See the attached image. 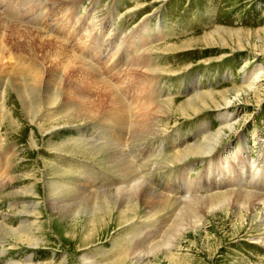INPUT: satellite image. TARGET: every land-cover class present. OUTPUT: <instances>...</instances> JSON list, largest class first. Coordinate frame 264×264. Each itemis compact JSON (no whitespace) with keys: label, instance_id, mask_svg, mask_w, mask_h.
<instances>
[{"label":"rangeland","instance_id":"obj_1","mask_svg":"<svg viewBox=\"0 0 264 264\" xmlns=\"http://www.w3.org/2000/svg\"><path fill=\"white\" fill-rule=\"evenodd\" d=\"M27 1L29 4L34 3L38 8L29 7L32 9H28L25 11L26 13L16 12L13 9L21 8ZM34 1L36 0L23 2L11 0L10 3L0 1V4L5 3L4 8L5 6L10 8L9 10L7 8L3 17L5 19L9 17L7 22L17 20L23 25L39 29L45 33L58 31L68 33L70 26H74L81 33L83 32L84 36L88 35L85 39L86 43L78 44L79 53H81L80 50L87 52L80 56L82 57L81 60L86 59L83 61L84 63L89 62L95 66L101 48L105 54L123 41L129 50L128 53L121 51L119 56L117 55L115 58L121 64L119 70H116L119 75L116 76L124 77L117 83L119 86L116 91L125 92L126 98H123L129 105V113L131 114L128 113L130 116L127 126L115 122L105 121V123L104 120L100 119L88 120L83 122L84 124L80 123V125L78 122L71 125H53L55 119H58L60 123L64 122L60 115L62 109H58V107H62V104L58 102L52 107L45 106L46 108L37 114L36 120L31 121V118L21 107V102L15 96V91L9 82L4 83L6 104L5 107L2 106L0 111V119L2 118L0 120V134L3 139L0 145V184L1 181L4 183V186L0 185V218L1 221L3 220L2 222H7L12 228H16L15 226H20L22 221L28 217V226L31 225L30 233L34 235L31 241H34L31 242L26 239L28 235L20 231L17 235L12 233L0 234V264H85L83 256H87L91 262L93 261L91 264H264V244L257 240V236L262 234V226L259 225L256 218L252 219L247 215L242 216L239 212L235 213L230 209L218 210L216 213L208 214L201 226L196 228L197 230L187 228L171 248L158 249L144 258L137 259L130 252L128 254L126 250V244L129 240L130 242L136 241L137 236H134L135 233L130 234L131 231L140 232L139 229L145 226L139 236L146 233H157V237L158 235L159 237L156 239L159 240L173 224L174 215L169 219L167 216L170 213L167 215L164 213L163 219L158 218V216L154 220L134 222L137 223L135 225H124L128 215L116 211L109 212L104 209L99 211L96 208L97 197H90L91 200L88 201L85 200L87 196L80 195L81 197H79L78 195L76 198L73 193L70 192L71 194H69V188L53 190L47 185L50 180L57 181L58 179V182L62 181V183H66L68 180L73 190L77 187L81 188V186L83 189H90L88 192L101 191L96 193L114 189L113 187L116 185L125 184V178L122 174L120 175L122 172L117 167L107 165L106 152L127 153L123 155L131 154L129 155L131 158L129 156L127 158L132 165L137 166H134L138 170V172L136 171L137 175L140 176L141 174L140 177L144 178L143 180L151 185L154 191L162 193L161 195L170 200H178L181 196H186L183 192L184 189L194 188V186L189 187L186 184L189 179H194V181L197 179L196 183L211 181L213 184L217 169L220 167L219 164L231 147L238 148L240 145H244L248 152L244 156L258 157L263 155L261 157L264 158V0H71V2L66 0V5H63V0H41L42 2L37 0L39 3ZM40 9L44 16L40 15ZM14 14L16 17L13 16ZM11 15L13 18H10ZM20 19H24V21ZM66 19L71 20L72 23L65 25ZM110 29H112V35L108 36L107 33ZM214 30L216 32L221 30L222 33L216 34L213 44L205 46L204 41L201 40L202 36ZM101 32L102 39L94 46L91 42L92 36L94 33L97 35ZM163 36L164 39H162ZM191 39H198L196 43L201 44L190 47L184 44V47H178L174 51H165L163 48L166 45H178ZM135 41L136 44L133 45ZM147 49L148 51H146ZM123 63L125 64L123 65ZM149 65H152V68ZM259 68L263 76L261 77L262 81L257 85L256 92H244L241 98L236 100L233 109H225L227 112L231 110L230 112L238 114L240 120L234 131L223 139L224 141L216 147L215 151L208 154L210 157L208 155L193 156L176 164H170L182 149H185L190 143L199 142L203 138L204 132L202 131L205 128L199 129V124L203 120L215 121V118L225 111L224 109H209L190 118L172 113L171 117H162V120L168 124L163 134L147 137L146 140L134 135L137 114L135 109L147 106V102L150 105L148 107H152L154 103L156 106L162 102H175L174 107L176 109L191 93L236 88L242 82L253 79L250 75L253 71H258ZM135 73L140 74L138 78L140 81L145 79V84L149 83L147 89L150 86L155 88L145 89L147 92L143 90L147 97L141 89L136 90V88L139 89L140 81L135 77ZM147 79L153 80V85ZM124 88L125 90H123ZM149 91L154 92V94ZM120 92L119 94H121ZM25 93H27L26 88ZM149 94L152 96L150 97ZM138 96L143 97L142 99L146 97L144 101H147H141L142 99ZM28 102H32L29 96ZM133 104L134 107H130ZM133 115L134 117H132ZM31 116L32 114H30ZM215 124V122L212 123V126ZM43 125L50 127L46 129ZM77 127L79 128L76 129ZM117 130L119 131L117 132ZM91 132H93L92 135ZM78 134L83 136L86 142ZM114 137L115 139H113ZM87 144L90 148L95 146L94 148L98 152L95 149H93L94 151L92 149V151H87L89 152L87 154L82 152L80 146L81 149L89 148ZM141 145H144V149ZM210 164H212L213 170L207 172ZM50 166L56 167L59 172H62L58 175L49 174ZM190 166H193L194 170L187 175V168ZM235 166L236 164L233 165V168ZM53 177L57 179H53ZM63 178L64 180H62ZM75 180L80 182L76 183ZM86 180H88V186L82 183H86ZM116 180L117 182H115ZM28 184L35 188L33 195L17 198L6 196L10 189L13 191ZM204 185H196L195 189L189 192L191 196L187 195L186 198H192L193 194L196 196L204 195L208 191ZM228 188L239 190L240 186L225 187L226 190ZM217 191L220 190L208 191V193L211 195ZM66 193L70 196H67ZM82 197L85 199L83 200ZM70 198L72 199L70 200ZM55 200L62 204L57 206ZM11 201L12 203L16 201L19 204L33 202L34 213L31 211L32 214H27L26 217L21 215L20 208L19 210L12 209L16 204H11ZM81 202L82 208L85 206L84 211L80 209ZM91 202L93 206L86 207ZM76 205H79V208ZM91 213L93 214L90 215ZM166 219H169V222L164 225ZM35 238L38 239L37 242ZM156 239L148 245V250L153 247ZM32 243L39 244L38 246L30 245Z\"/></svg>","mask_w":264,"mask_h":264},{"label":"bare ground","instance_id":"obj_2","mask_svg":"<svg viewBox=\"0 0 264 264\" xmlns=\"http://www.w3.org/2000/svg\"><path fill=\"white\" fill-rule=\"evenodd\" d=\"M0 1H5L6 3L11 2V0H0ZM19 1L23 2L26 0H19ZM63 1H64L63 5H66L65 4L66 0H63ZM34 2L37 3L38 1L36 0ZM40 2H42V1L40 0ZM70 2H71V0H70ZM50 3H51V1H50ZM69 4H71V3H69ZM96 4H97V2H96ZM0 5L3 6V5H5V3L2 2V4H0ZM2 6L0 8V111L2 109V106L5 107V104H6L5 103V96H4L5 95L4 89L5 88H3V85L5 82L6 83L9 82V84L11 85V88L15 91L16 95L15 94L14 95L17 96L18 99L20 100L21 105H22L21 107L24 109L27 116L29 118H31V121L36 120L35 118H36L37 114H39L43 108H46L45 106L52 107V106L56 105L58 102H61L62 107L61 108L58 107V109H62L61 112L60 111L59 112H60V115L62 116V119L64 120V122L60 123V121L58 119L57 120L55 119L53 125H64V124L71 125V124H74L75 122H78L80 125V123L86 122L88 120H94V119L104 120V122L105 121L115 122V123L122 124L123 126L128 125V117L130 116V115L128 116V113L130 112L129 111L130 108H129V105L126 104L127 102H125L124 98H123L126 96V94L124 91L123 92L119 91L121 94H119V92L116 91L117 90L116 88H118V86H119V84H117V83H119L124 77H120V76L117 77L116 76V75H119L118 71L116 72V70H119V65H121V64H119L120 63L119 60L117 59V61H116L115 58L121 51H124V53L125 52L128 53V50H129V48L123 44V41L116 48L112 49L111 51L106 52L105 54H103V51L101 48L99 53L97 52L99 57L95 61V66H92L91 63H89V62L88 63L83 62L86 59L81 60L82 57H80V56L86 54L87 52H83L82 50H80L81 53H79V47H78L79 43L80 44H82L83 42L86 43L85 39L88 35L84 36L83 32L81 33V31H79V29H76L74 26H70L68 33H61L59 31L55 32V33L54 32L45 33L39 29H34V28L29 27V26L23 25L22 23H20L17 20L16 21L14 20L13 22H11V21L7 22L8 21L7 19H9V17L7 19H5L3 17V14H5V12L7 11V8H8V10L10 8L9 7L6 8V6H5V8H6V10H5L4 6H3V8H2ZM33 6L38 8V6L35 5L34 3L29 4V2L27 1L23 4V6L21 8H13V9L16 12H25V11H28V9H32ZM29 7H32V8H29ZM36 8H34V9H36ZM38 11H37V13H38ZM10 13H11V11H10ZM39 13L41 16H44L43 11L41 9H40ZM94 14H95V12H94ZM107 14H105V15H107ZM13 16H15V14ZM41 16H39V18ZM11 17H12V15L10 16V18ZM24 17H26V16H24ZM32 19H33V17H32ZM22 20L24 21V19H22ZM66 20H67V22H65V25H69L71 20H68V19H66ZM74 23H75V21H74ZM28 24H30V23H28ZM36 27H37V25H36ZM224 32H226V31H224ZM111 33H112V29H110L108 31L107 35L110 36V35H112ZM219 33H222V31L219 30L218 32H216L214 30V31L205 33V35L202 36V38H201V40L204 41L203 44H205V46H207L209 44H213L215 42V39H216V34H219ZM101 35H102V32L100 34H97V35H95V33H94V35L92 36L93 37L92 41L89 38L91 35L88 37V39L91 42H93V45L95 46L96 44H98L99 40L102 39ZM146 38H148V37H146ZM162 39H164V36ZM197 40L198 39H191L190 41L187 40V41H184L178 45H174V44L166 45L163 48L165 51H174L178 47H184V44H186L189 47L190 46H197V45L201 44V43L197 44L196 43ZM104 41H105V38H104ZM134 44H136V41L133 43V45ZM130 46H132V45H130ZM141 46H143V45H141ZM146 51H148V49ZM144 52H145V50H144ZM127 59H124V60L126 61ZM124 64L125 63H123V65ZM129 66H131V65H129ZM125 67H127V66H125ZM131 67H133V66H131ZM145 69H146V67H145ZM154 72H155V70H154ZM139 75H138V73H135V77L137 79L139 78ZM141 75H143V73H141ZM262 76H263L262 71L259 68L258 71L255 70L250 75V77L251 78L253 77V79L245 81L247 83L242 82V84L237 86L236 88L226 89V90H221V91H201V92L195 93V94L191 93V95L186 100H184V102H182L179 106L176 105V106H178L176 109L174 107L175 102H170V101L162 102L160 104H156V106H154V104H155L154 103L152 107H148L150 105L147 102L146 103V104H148L147 106L139 107V108L135 109L137 114H136V119H135L136 120V122H135L136 123L135 124L136 131L135 132L133 131L134 135L139 136L138 138L146 140L147 137L149 138L150 136H156V135L163 134L165 132L164 130L168 126V124L162 120V117H167V116L171 117L172 113H178V114H180L181 117L190 118V117L196 116V115L200 114L201 112L209 110V109H219V110H223V109L225 110L227 108L233 109L234 106L236 105V100L241 98V96L244 92L245 93H249V91L256 92V88H257L258 83H260L262 81V78H261ZM130 78H132V77H130ZM152 78H154V77H152ZM144 80H142V81L139 80L140 81V83L138 84L139 89L136 88V90L139 91L141 89V91H143V90L147 89L146 87L149 86L148 85L149 83H146L147 86H145L146 81L144 82ZM147 80H149V79H147ZM126 81H127V78H126ZM152 81L153 80L150 81L151 85H153ZM153 83H154V81H153ZM123 85H125V84H123ZM128 85H129V83H128ZM197 85H199V84H197ZM120 86H122V85L120 84ZM151 87L152 86H150L148 89L150 90ZM156 87H157V85H156ZM25 88H26L27 93H25ZM130 88H133V87H130ZM153 89H155V88H153ZM123 90H125V88ZM130 90H132V89H130ZM5 91H6V89H5ZM146 92L144 93V91H143L142 93L145 94V96H146ZM149 92H151V91H149ZM151 93L154 94V92H151ZM134 94H137V93H134ZM131 95H132V93H131ZM140 95L142 96V94H140ZM28 96L30 99H32V102H28ZM127 96H129V95H127ZM141 96H138V97L141 98ZM151 96L152 95H150V97ZM133 98H134V96H133ZM148 98H149V96H148ZM155 98H157V97H155ZM144 99H142L141 101H144ZM152 99H153V97H152ZM145 101H147V100H145ZM142 104H143V102H142ZM130 107H134V104H133V106H130ZM132 109L133 108H131V110ZM4 110L6 111V108H4ZM230 111L227 112V110H225V111L221 112L215 118V121H213V122L208 121V120H203L201 122V124H199V129L205 128V130L202 131V132H204L203 138L202 139L200 138L201 140L199 139L200 141L197 143H194V141H191L194 144L188 143L189 146H187L185 149H182L180 151V153H178L177 156H175V158L172 159L170 164H176L178 162H181V161H183L189 157H193V156L196 157V156L208 155L212 151H215L216 147H218L219 144L224 141L223 139H225L229 133L234 131L236 125L238 124V122L240 120L238 117V114L232 113ZM30 114H32L31 117H30ZM129 114H131V113H129ZM0 115H1V113H0ZM132 117H134V115ZM133 122H132V125H133ZM214 122L216 124L214 126H212V123L214 124ZM44 125H43V127H45L46 129L48 127H50L49 125L47 127ZM79 127H77L76 129H78ZM85 129H87V128L85 127ZM118 131L119 130H117V132ZM92 133L93 132H91V135H92ZM128 133L130 134V132H128ZM81 134H82V132H81ZM91 135H87V136H91ZM79 136H81V135H79ZM81 137L83 138V136H81ZM77 138L79 140V137H77ZM84 139L85 138H83V140ZM113 139H115V137ZM2 140L3 139H2V136L0 134V145H1ZM117 140H118V138H117ZM191 140H194V139H191ZM75 142H76V140H75ZM118 142L122 143L123 141H118ZM76 144L78 145V143H76ZM88 144H90V143H88ZM88 144H87V146H89ZM62 145H64V144H62ZM62 145H60V146H62ZM118 146H120V145H118ZM143 146H142V148H143ZM94 147H92V146H91V148H90V146H89V148L88 147H84V148L82 147L83 149H81V146H80V150H82V152L87 154V153H89L87 151H92L93 149H95ZM116 149H117V146H116ZM0 150H1V148H0ZM96 151L98 152V150H96ZM112 151H113V149H112ZM118 152H121V151L118 150ZM245 153L247 154L248 152H247V148L244 145H240L238 148H236L235 146L231 147V149L226 152V154L224 155V157L222 158V160L219 164L220 167L217 169V173L215 174L213 184L211 183V181H209V182L207 181V183H196L195 181L197 179H195V181H194V179H189V180H187L186 184L189 187L194 186V188L184 189L183 192H184V195H186V196H183V197L181 196L180 199H178V200H170L167 197L161 195L162 193L160 194V192L158 193L157 191H154L152 189L151 185L146 183L143 180L144 178L142 179V177H140L141 176L140 173H139L140 176L137 175L136 171L138 172V170H136L134 168V166H136V165H132L130 163L129 159L127 158L131 154H129L128 156L125 155L126 157L123 155V154H127V153L117 154V153H112V152L111 153L106 152L105 157H106V160H108L107 165L117 167L122 172V173L119 172L120 175L122 174L123 178H125L124 179L125 184H123V185L119 184V185H116L115 187L111 186L114 189H109L107 191L105 190L102 193H96L100 190H98V191L93 190L95 192H88V191H90V189L89 190L83 189L81 186V188L77 187L78 189L74 188V190H73L71 184L68 183V180L66 183H62V181L58 182V179L54 178V177H53V179H57V181L56 180H50L49 182H47V185L50 186L53 190H57V189H60V190L64 189L65 190V188L66 189L69 188L70 190L68 189L69 190L68 193L69 194L73 193L74 196L76 195L75 196L76 198L78 195H79V197H81L80 195L87 196L86 199L84 197H82L83 200L85 199V200L90 201L91 200L90 197H97L96 199H98V203H97L96 208H98L99 211L104 209V210L109 211V212L116 211L117 213L118 212L120 214L126 213L128 215V217H127L128 219L125 221L124 225H129V224L135 225L137 223H134V222H138V221H144L145 222V221H149V220H154L158 216H159L158 218L163 219L162 215L164 213H165L164 215H167L168 213H170L169 216H167V217H169V219L172 218V216L174 215L173 221H172L173 224L170 225L169 229H167L165 231L164 236L162 238H160L159 240L156 239L159 237V235L157 237V233L156 234L146 233L143 236H139L140 232H143L145 226L142 229L141 228L139 229L140 232H137V233L132 232V231H131V233L129 232L130 234L135 233L134 236H137V237H136V241L130 242V240H129L127 242L126 250L128 251V254L130 252V254L134 255V257H136L137 259L144 258V257L148 256L150 253H152L153 251H156L158 249H166V248L169 249V248H171L174 245V243L177 241V238L187 228L196 229V228L200 227L204 221V218L207 217L208 214L216 213L218 210H222V209H227V210L230 209L235 213L239 212L240 215H242V216L247 215L252 219L256 218L257 222H259V225L262 226V229L260 228L262 230V234H261V236H257V240L259 242H261L262 244H264V158L261 157L263 155H260L258 157H252V156H247V155L244 156ZM132 155H134V154H132ZM156 155H158V154H156ZM241 155H243V156H241ZM152 156L154 157L153 154H152ZM234 159H236V160H234ZM102 160H103V158H102ZM165 161H167V160H165ZM133 164H134V162H133ZM141 164H142V162H141ZM234 164H236L235 168H233ZM69 166H67V167H69ZM208 166L209 167L207 169V172L208 171L212 172V170H213L212 164H210ZM63 168H64V166H63ZM139 168H141V167H139ZM110 169H111V167H110ZM142 169H143V167H142ZM161 170H163V169H161ZM193 170H194L193 166L188 167L186 174L189 175V173H191ZM7 171H8V169H7ZM89 171H91V169H89ZM61 172H59L58 168L51 167V171H49V174H57L58 175ZM75 172H77V171H75ZM142 173H144V172H142ZM73 174H76V173L73 172ZM207 174L209 175V173H207ZM153 177H155V176L153 175ZM73 179H74V177H73ZM87 179L89 180V178H87ZM62 180H64V178ZM78 180H79V178H78ZM88 180H86V183H84V182H82V183L84 185L86 184L88 186V184H87ZM149 180L151 181L152 179H149ZM81 181H83L82 178H81ZM105 181H107V180H105ZM156 181H154V182H156ZM69 182H71V181H69ZM75 182H76V180H75ZM115 182H117V180ZM199 182H200V180H199ZM156 183H158V182H156ZM104 184H105V182H104ZM114 184H116V183H114ZM203 184H205L204 187L206 186L208 191H211V192L213 190H220V191L211 193V195L208 193V191H206L205 194L202 196H196L195 194H193L192 198H189V199L186 198L187 195H190L189 192L190 191L192 192V190L195 189L196 185L202 186ZM0 185L4 186V183L1 181ZM153 185H154V183H153ZM248 185H250V186H248ZM166 186H169V185H166ZM228 186H240V189L235 190V189H229L228 188V190H226L225 187H228ZM204 187H203V189H204ZM210 187H213V188H210ZM14 188H15V186H14ZM11 190L12 189H10V191L7 192V194H6V196H8L10 198L24 197L25 195H33L35 193V188L29 184L24 185L22 187H19L16 190H13V191H11ZM197 192L199 193L198 189H197ZM66 195H67V193H66ZM67 196H70V195H67ZM67 196H66V199L68 198ZM57 197H59V196L57 195ZM54 198H56V197H54ZM71 199L72 198H70V200ZM82 199H81V201H82ZM56 200H55V203L58 206V204H60L61 202H58ZM92 202H94V201H92ZM92 202L87 204L86 207H88V208L92 207L93 206ZM77 203H78V201H77ZM94 203H96V202H94ZM11 204H16L15 207L12 209L19 210V208H20L19 212L21 213V215H24V216L25 215L27 216V214L30 215L31 211H33L35 209L33 202H30L28 204H19L16 201L13 203L11 201ZM84 204H85V202H84ZM19 205H21V206H19ZM80 205H81L80 209H83L85 207V206H83V208H82V202ZM61 207L64 208L63 206H61ZM56 209H58V208H56ZM75 209H77V208H75ZM83 211H84V209H83ZM94 211H95V208H94ZM94 211H92V212L94 213ZM167 211H169V212H167ZM65 212H63V213H65ZM109 212H106V213L108 214ZM33 213H34V211H33ZM35 213H37V212H35ZM93 213H91L90 215H92ZM94 216H95V214H94ZM27 219H28V217L22 221L20 226H18V227L15 226L16 228H12L7 222H2L3 220L1 221V218H0V234L5 233L6 235H8L7 233H12L13 235H17L20 231L21 233L28 235V237L26 239L31 241L34 238V235L30 233V231H31L30 226L31 225L28 226ZM31 219H33V218H31ZM169 219H166L164 221V225L169 222ZM35 220H36V218H35ZM133 231H135V230H133ZM156 232H158V231H156ZM125 236H126V234H125ZM131 236H133V235H131ZM154 239H156V241L152 245L153 247L148 250V248H147L148 245ZM35 240L37 242L38 239L35 238ZM33 241H31V242H33ZM33 244L38 246L39 243H32L30 245H33ZM83 258H84L83 260H84L85 264H91L93 262V261L91 262V260H89L87 258V256H83ZM27 264H34V263H27Z\"/></svg>","mask_w":264,"mask_h":264}]
</instances>
